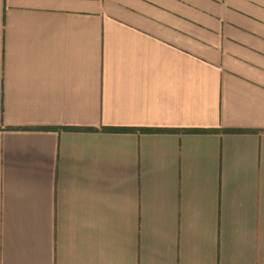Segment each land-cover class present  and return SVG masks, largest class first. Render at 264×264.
<instances>
[{
	"label": "crops",
	"instance_id": "crops-1",
	"mask_svg": "<svg viewBox=\"0 0 264 264\" xmlns=\"http://www.w3.org/2000/svg\"><path fill=\"white\" fill-rule=\"evenodd\" d=\"M0 264H264V0H0Z\"/></svg>",
	"mask_w": 264,
	"mask_h": 264
},
{
	"label": "trees",
	"instance_id": "trees-1",
	"mask_svg": "<svg viewBox=\"0 0 264 264\" xmlns=\"http://www.w3.org/2000/svg\"><path fill=\"white\" fill-rule=\"evenodd\" d=\"M64 129H75L74 127H66ZM107 131H129L130 129L128 128H105ZM141 131H147V132H152V131H171V132H176V131H179V130H176V129H150V128H141L140 129ZM181 131H184V132H198V133H206V132H213V131H216V129H183ZM227 132H237V131H240V130H235V129H228V130H225Z\"/></svg>",
	"mask_w": 264,
	"mask_h": 264
}]
</instances>
